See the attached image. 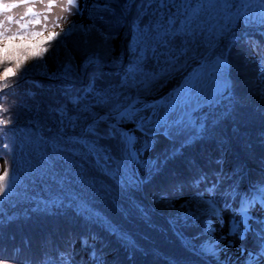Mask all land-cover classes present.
Masks as SVG:
<instances>
[{"label":"snow or ice","instance_id":"6c2138e0","mask_svg":"<svg viewBox=\"0 0 264 264\" xmlns=\"http://www.w3.org/2000/svg\"><path fill=\"white\" fill-rule=\"evenodd\" d=\"M19 8L24 11L13 14ZM55 9L62 14L53 17ZM85 16L88 23L81 22ZM72 17L79 19L68 23ZM106 17L127 26L131 34L125 51L110 55L111 64L122 71L113 77L93 73L82 88L65 83L61 98L48 105L46 118L30 121L27 142H38L39 159L24 170L6 162L0 172V241L4 228L20 218L7 209L34 201L37 211L40 205L45 211L72 209L136 249V242L101 205L108 201L121 216L131 215L133 209L121 201L143 190L185 148L210 136L215 110L235 100L233 50L241 41L255 57L246 62L255 65L264 95V41L248 35L250 31L264 35V0H0V150L15 160L21 105L6 106L5 101L17 100L22 82L40 87L28 79L30 72L70 82L77 72L72 51L85 53V69L99 62L98 51L113 52L115 36L102 27ZM49 60L56 62V72L49 70ZM175 72L185 73L178 90L154 100L145 98L154 84ZM26 94L35 97L30 91ZM161 139L172 147L153 156ZM190 166L193 193L178 211L173 204L169 230L185 249L208 256L215 264H264V180L251 188L235 182L224 187L223 172L210 176L197 170L195 162ZM37 183L51 195L40 199L33 191ZM173 189L182 192L183 185ZM160 199L167 200L168 195L161 194ZM134 208L150 221L144 208L139 204ZM225 211L230 213L228 230L217 237L216 225L224 227ZM249 235L252 247L245 243ZM230 237L241 241L242 260L221 259L235 247ZM75 239L70 237L63 249L45 242L39 257L24 255L21 247L9 253L0 243V264H108L95 235L78 238L86 259H77ZM24 246L31 249L28 241ZM167 264L177 262L169 259Z\"/></svg>","mask_w":264,"mask_h":264},{"label":"trees","instance_id":"16d2710c","mask_svg":"<svg viewBox=\"0 0 264 264\" xmlns=\"http://www.w3.org/2000/svg\"><path fill=\"white\" fill-rule=\"evenodd\" d=\"M102 27L115 36L111 42L113 48L111 54L98 51L99 62L85 69L83 67L85 53L72 51L74 66L77 67L72 81L49 79L33 71L28 74V79L35 81L40 87L22 82L17 100L12 101L9 98L5 101L6 106L13 102H18L21 106L17 110L18 131L15 135V143L18 147L15 150V160L13 155L0 150V155L3 156V159H0V172L2 161L5 166L6 162L13 164L14 167L19 165L21 170L38 161L40 145L38 142L29 144L27 142L29 133L25 130L32 128L31 120L46 118L48 105L53 100L61 98L60 89L65 83H70L75 88H82L93 73H103L106 77H113L122 71V68H116L111 64L110 55H119L125 51L126 45L130 42V31L127 26L118 24L112 17H106ZM248 35L256 41H264V35L255 31H250ZM72 47V43L69 42V48ZM60 56L63 59V49ZM254 59L255 57L242 41L235 47L231 70V79L235 85V100L227 108L221 106L215 110L213 117L216 123L207 139L185 148L183 155L162 166L159 175L143 190L121 201L122 206L133 209L131 215L121 216L108 201H104L101 205L113 222L136 242V249L125 246L102 226L85 221L72 209L50 207L45 211L43 205H40V210L37 211V204L34 201H22L17 206L7 209L9 213H16L20 218L4 228L3 240L0 243L7 247L9 253L14 247H21L24 248V255L39 257L44 251L45 242L50 248L63 249L69 238L74 237L77 259H86L78 238L93 234L97 237L96 246L103 250L108 264H167L169 259H174L177 264H215V261L208 256L185 249L169 230L168 219L173 214V204L175 210L180 209L181 205L178 206L176 201L182 198L189 199L192 196L193 189L189 185L194 171L190 162H195L198 166L197 170L202 169L210 176L223 172L224 187L235 182L241 188H251L253 184L264 180V95L259 92L261 81L255 65L246 62ZM31 63L30 61L29 64ZM48 67L51 72L57 71V64L53 60L48 61ZM177 73L154 84L150 94L159 91ZM29 91L35 93L34 98L26 94ZM35 136L38 137L39 132ZM217 161L220 163L218 164ZM173 185H183V191L173 189ZM33 191L42 200L51 195L39 183L34 186ZM161 194L168 195V199L161 200ZM135 204H139L147 211L149 222H145L141 214L135 210ZM203 226L202 217L200 227ZM25 241L30 242V250L25 248Z\"/></svg>","mask_w":264,"mask_h":264},{"label":"rangeland","instance_id":"374dc122","mask_svg":"<svg viewBox=\"0 0 264 264\" xmlns=\"http://www.w3.org/2000/svg\"><path fill=\"white\" fill-rule=\"evenodd\" d=\"M23 11H24L23 8H19V9L14 10V13H13V14H17V15H18V14H21ZM57 14H62V13H60V10H59V9H55V10H54V12H53V17H54L55 15H57ZM72 19H79V18H78V17H72V18H70V20L68 21V23H70ZM81 22H82V23H88L87 16H85L84 20L81 21ZM63 26H64V27H67V23H64ZM57 30H59V29H57ZM116 70H117V69H116ZM183 76H184V75H183ZM183 78H184V77H183ZM183 78H182L180 81H178V82H177V83L171 88V90H173V89H177V87H179V86L183 83ZM167 85H168V83H166L165 85H163L162 88H160L159 91H156V92L153 93V94H148L147 96H153V95H155L156 93H158V92H160L161 90H163L164 87L167 86ZM166 88H167V87H166ZM164 90H165V89H164ZM171 90L168 89V90L166 91L165 95H166L168 92H170ZM147 96H146L145 98L148 99V100H154V99H157V98H158V97H157V98H156V97H155V98H149V97H147ZM160 96H161V95H160ZM163 96H164V95H163ZM170 147H172V146L169 145L167 141L161 139L159 145L157 146V151H156L155 153H153L152 155H153V156H160L164 150H166V149H168V148H170ZM4 167H5V163H4V161H2L1 172L3 171ZM186 199H187V198H182L181 200L176 201V203L178 202V206H179V205H181V204L184 202V200H186ZM176 203H175V204H176ZM223 215H224V220H225L224 227H223V228H220L219 224L216 225V228H217L216 235H217V237H220L222 234H226V233H227V230H228V219H229V217H230V213H229L228 211H225V212L223 213ZM230 239H232V240L234 241V243H235V247H233V248H229V249H227V251H226L225 253H222V254H221V259L230 258V259L233 260V261H236V260H238V259H239V260H242L243 257L241 256V253H240V251H239V249H240V247H241V241H240L239 239H237L236 237H230ZM252 241H253V238H252L251 235H249V238H248V240H247L245 243H246V245H247L248 247H252Z\"/></svg>","mask_w":264,"mask_h":264},{"label":"water","instance_id":"95a60500","mask_svg":"<svg viewBox=\"0 0 264 264\" xmlns=\"http://www.w3.org/2000/svg\"><path fill=\"white\" fill-rule=\"evenodd\" d=\"M181 74H183V75H185V73L184 72H179L178 74H176L174 77H172L170 80H169V83L173 80V79H175V78H177L179 75H181ZM165 92H166V88H165V90L163 89V90H161L160 92H158V93H156L155 95H153V96H147V97H149V98H157V97H160V95L161 96H163L164 94H165Z\"/></svg>","mask_w":264,"mask_h":264},{"label":"bare ground","instance_id":"6f19581e","mask_svg":"<svg viewBox=\"0 0 264 264\" xmlns=\"http://www.w3.org/2000/svg\"><path fill=\"white\" fill-rule=\"evenodd\" d=\"M183 74L179 75L177 78L173 79L168 85H167V88H166V91L169 89L171 90V88L178 82L180 81L182 78H183Z\"/></svg>","mask_w":264,"mask_h":264}]
</instances>
